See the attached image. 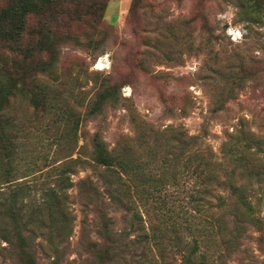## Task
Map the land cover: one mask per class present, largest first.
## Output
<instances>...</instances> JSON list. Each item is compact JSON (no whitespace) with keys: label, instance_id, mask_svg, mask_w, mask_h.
Masks as SVG:
<instances>
[{"label":"rangeland","instance_id":"rangeland-1","mask_svg":"<svg viewBox=\"0 0 264 264\" xmlns=\"http://www.w3.org/2000/svg\"><path fill=\"white\" fill-rule=\"evenodd\" d=\"M91 1L104 7L97 20L86 14ZM5 2L0 0V6ZM56 6L68 16L50 23V33L40 40L54 48L49 72L33 73L31 67L49 60L48 49L27 54L0 45V81L15 82L22 92L10 97L1 110L9 119L6 130L14 149L0 150V169L11 167L9 177H0V188L7 192L37 184L36 191L26 192L29 197L18 198L27 206L22 212H27L42 197L40 188L54 185L51 169L66 157L78 159L66 175L71 185L59 194L68 219L65 236L57 238L42 211L43 225L20 229L28 235L32 262L98 264L87 249L88 242L99 243L97 207L76 185L88 179L100 192L99 208L115 239L108 264H184L190 236L181 226L186 220L196 229L201 227L196 204L188 205L184 192L174 202L161 194L148 199L144 207L138 205L141 221L115 209L104 192L102 168L91 159L92 135L97 134L107 150L122 139L136 147L130 107L156 132L176 129L165 134L173 145L168 158L180 151L179 137H196L190 151L228 170L232 163L224 154V144L248 134L254 141L250 151L259 147L255 158L264 161V0H57ZM83 12L85 16L76 21ZM26 20L22 50L30 44L28 30L32 32L38 23L33 16ZM108 87L118 90L117 102L105 103L100 112L82 119L96 93ZM29 96L35 105L28 102ZM38 98L46 113L40 111ZM147 140L150 143V135ZM186 154L183 150L182 156ZM215 172L224 178L223 171ZM236 180L246 188L264 229V175L259 180ZM217 196L230 203L227 191L212 185L197 204L206 212H218ZM39 203L42 206V198ZM151 225L165 227V235L146 240ZM226 226L231 227L229 221ZM12 227L10 219L0 215V264H22L25 258L17 252ZM256 236L248 226L237 250L223 261L210 254L211 263L264 264V234L261 245ZM212 237L218 238L215 232Z\"/></svg>","mask_w":264,"mask_h":264},{"label":"trees","instance_id":"trees-1","mask_svg":"<svg viewBox=\"0 0 264 264\" xmlns=\"http://www.w3.org/2000/svg\"><path fill=\"white\" fill-rule=\"evenodd\" d=\"M56 2L57 0H6L5 4L0 6V45L27 54L33 51L38 54L49 50V60L46 63L39 61L31 66L33 73L49 72L53 66L54 48L51 47L52 44H45L40 40L47 34L46 32H49L50 23L57 22L63 14L68 16L66 11L63 12L56 8ZM103 9L101 4L91 1L86 8V14L92 15L97 20ZM32 16L37 19L38 23L32 32L28 30L30 44L22 50L26 19ZM83 16L85 12L80 16L77 15L76 21L82 19ZM69 20L72 21V16ZM82 22L85 24L84 21ZM1 78L4 77L1 75ZM21 93L15 82L6 79L0 81V150L4 152L13 151L14 148L10 146V133L6 130L9 119L3 115L1 110L7 106L10 97L21 95ZM117 94L118 90L116 91L113 87L97 92L95 99L88 104V109L82 119H87L100 112L105 103H116ZM25 96L26 94H23V97ZM27 98L30 104L35 105L31 96ZM41 103L39 99L38 106H41ZM40 111L46 113V106H41ZM128 112L129 120L135 130L136 147L122 139L116 147L107 150L97 134H93L91 139V159L95 166L102 168L104 192L112 201L113 207L122 208L124 212L137 217L136 221H141L136 214L138 205L144 207L148 199H157L161 194L170 197L174 202L176 198L178 199V195L184 192L186 203L191 206L195 203L196 213H201L202 218L199 229L193 227V222H186V220L181 226L190 236L186 244L188 250L182 256L184 264H214V262L211 263L214 259H209L210 254L219 261L225 260L237 250L248 226L253 227L257 232L255 240L261 245L264 234L262 220L256 214L257 208L249 202L246 188L236 184V178H244L246 181L251 178L259 180L264 175V161L255 158L257 152L261 150L255 147L253 151H250V145L254 142L250 135L238 134L236 138L224 144V154L232 163L228 170H224L203 158L198 151H190L196 137L187 139L179 137L177 144L180 151L168 158L173 145L168 144L165 134L167 132L174 134L176 129L168 127L165 132H156L150 125L137 119L130 107ZM149 135L151 136L150 143L147 140ZM183 150L187 152L184 157L182 156ZM66 158L51 169V172L55 173L52 178L54 185L44 190V186L40 184L43 186L40 188L41 191L39 190L42 192L40 200L42 198L43 207L39 200L36 207L22 212L27 206L23 205L21 199L18 200V198L21 196L27 198L30 195L26 192L36 191L38 185L35 183L31 186L19 185L7 192L0 188V215L7 216L13 225L11 233L17 242L15 247L21 258L25 257L22 258V264H33V262L27 250L30 244L28 235L23 236L20 229L29 225H43V215L40 211L44 212L48 218L47 226L55 228L57 238L64 237L68 231V219L61 209L62 200L59 194L71 185L66 175L70 173L78 159ZM1 169L0 177L5 180L11 175V167L8 170L6 167H1ZM217 169L223 171V179L218 178L215 172ZM45 176L49 177V172L45 173ZM76 185L79 186L83 196L94 200L100 220L99 227L95 231L99 243L88 242L87 249L92 253L95 262L108 264L113 259L115 239L111 231L107 229L109 220L104 217V210L99 208L100 192L97 186L88 179L80 180ZM212 185L226 190L227 198L230 200V203L226 204L225 198L217 196L214 207L218 209V212H206L204 209L201 210L197 204L210 192ZM17 203L20 206L16 207ZM56 211L58 215H54ZM227 221L231 225L229 229L226 226ZM164 228L151 225L149 227L150 236L144 234V238L154 240L163 237L166 232ZM194 232H197L196 236L192 235ZM214 232L218 236L216 241L212 237ZM7 236H9L8 233L3 236L6 241Z\"/></svg>","mask_w":264,"mask_h":264}]
</instances>
